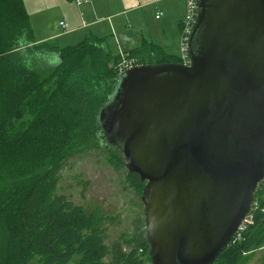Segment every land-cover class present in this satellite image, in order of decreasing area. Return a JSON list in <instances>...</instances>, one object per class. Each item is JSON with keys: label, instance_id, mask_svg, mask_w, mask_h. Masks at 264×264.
<instances>
[{"label": "water", "instance_id": "95a60500", "mask_svg": "<svg viewBox=\"0 0 264 264\" xmlns=\"http://www.w3.org/2000/svg\"><path fill=\"white\" fill-rule=\"evenodd\" d=\"M188 47L122 74L99 114L146 183L153 264H214L264 179V0H199Z\"/></svg>", "mask_w": 264, "mask_h": 264}, {"label": "trees", "instance_id": "16d2710c", "mask_svg": "<svg viewBox=\"0 0 264 264\" xmlns=\"http://www.w3.org/2000/svg\"><path fill=\"white\" fill-rule=\"evenodd\" d=\"M125 54L141 65L182 62L148 42ZM120 61L103 38L66 48L37 42L24 0H0V264H153L146 213L109 245L107 224L117 217L58 192L62 170L89 150L104 149L117 171L126 168L99 121ZM126 179L141 198L146 183L128 171ZM255 198L253 224L214 264H248L264 249V196Z\"/></svg>", "mask_w": 264, "mask_h": 264}, {"label": "crops", "instance_id": "0c3cea01", "mask_svg": "<svg viewBox=\"0 0 264 264\" xmlns=\"http://www.w3.org/2000/svg\"><path fill=\"white\" fill-rule=\"evenodd\" d=\"M24 3L37 42L54 41L59 47L62 43L61 48L97 37L107 39L115 57L145 42L174 54L171 49L178 52L183 36L186 0H85L82 4L67 0H24ZM159 12L163 15L156 19Z\"/></svg>", "mask_w": 264, "mask_h": 264}, {"label": "rangeland", "instance_id": "374dc122", "mask_svg": "<svg viewBox=\"0 0 264 264\" xmlns=\"http://www.w3.org/2000/svg\"><path fill=\"white\" fill-rule=\"evenodd\" d=\"M182 43L183 38L180 37L178 52L171 49L175 56H180ZM61 46L64 45L60 43ZM52 60L56 59L52 57ZM108 155L104 149H92L70 160L60 174L58 192L77 204L85 205L89 213L98 211L117 217L114 223L107 224V244L110 245L121 234L132 232L138 219H145L146 206L130 187L126 179L127 169L117 171L109 163ZM263 256L264 249L257 251L248 264H262ZM32 264L40 263L35 261Z\"/></svg>", "mask_w": 264, "mask_h": 264}, {"label": "built area", "instance_id": "2783aa9c", "mask_svg": "<svg viewBox=\"0 0 264 264\" xmlns=\"http://www.w3.org/2000/svg\"><path fill=\"white\" fill-rule=\"evenodd\" d=\"M78 4H82L85 0H75ZM199 14V0H186V13L184 20L182 22V33H183V43L180 50V57L182 59V62L180 64L182 65H190L191 58L189 54V47L188 42L191 35V32L193 30V27L197 21V17ZM163 15L162 12L157 13L156 19H160V17ZM61 26L64 27V23H61ZM121 61L118 64V69L120 74H124L126 71L141 66V64H138L136 59L130 58L127 54L124 53L120 55ZM260 192L261 195L264 196V179H262L258 185L256 194ZM259 200H256L251 207V210L247 217L245 218L243 224L241 225L239 231L237 232L235 239L240 240L242 238V232L245 231L251 224H253L255 220V214L259 210ZM264 212V210H262Z\"/></svg>", "mask_w": 264, "mask_h": 264}]
</instances>
